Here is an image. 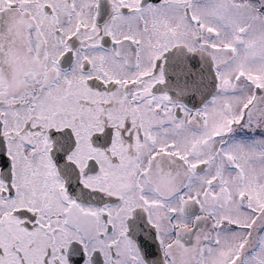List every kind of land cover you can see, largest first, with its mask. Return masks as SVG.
<instances>
[{
    "label": "snow or ice",
    "instance_id": "obj_1",
    "mask_svg": "<svg viewBox=\"0 0 264 264\" xmlns=\"http://www.w3.org/2000/svg\"><path fill=\"white\" fill-rule=\"evenodd\" d=\"M0 264H264V0H0Z\"/></svg>",
    "mask_w": 264,
    "mask_h": 264
},
{
    "label": "water",
    "instance_id": "obj_2",
    "mask_svg": "<svg viewBox=\"0 0 264 264\" xmlns=\"http://www.w3.org/2000/svg\"><path fill=\"white\" fill-rule=\"evenodd\" d=\"M170 79H175L174 77H170Z\"/></svg>",
    "mask_w": 264,
    "mask_h": 264
}]
</instances>
